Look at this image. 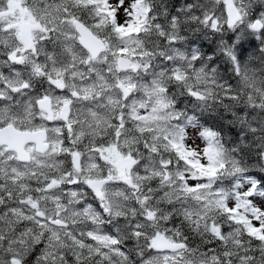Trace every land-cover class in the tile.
I'll use <instances>...</instances> for the list:
<instances>
[{"label": "snow or ice", "instance_id": "6c2138e0", "mask_svg": "<svg viewBox=\"0 0 264 264\" xmlns=\"http://www.w3.org/2000/svg\"><path fill=\"white\" fill-rule=\"evenodd\" d=\"M0 264H264V0H0Z\"/></svg>", "mask_w": 264, "mask_h": 264}]
</instances>
